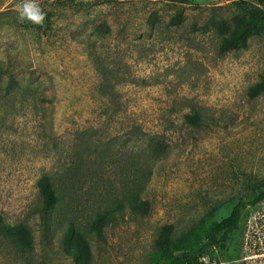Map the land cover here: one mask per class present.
I'll return each mask as SVG.
<instances>
[{"label": "rangeland", "instance_id": "1", "mask_svg": "<svg viewBox=\"0 0 264 264\" xmlns=\"http://www.w3.org/2000/svg\"><path fill=\"white\" fill-rule=\"evenodd\" d=\"M26 4L40 23L22 17ZM238 18L256 26L221 53L214 21ZM93 25L110 27L104 52L123 81L124 110L110 109L87 60L74 56L72 37L96 38ZM0 62L50 98L18 102L5 118L0 109V264H153L171 245L170 226L179 235L220 221L264 190V93L252 89L264 77V0H0ZM189 104L220 126L185 125ZM135 124L165 131V161L140 151ZM52 170L62 199L42 213L37 182ZM136 198L149 202L147 214L130 206ZM204 263L264 264V201Z\"/></svg>", "mask_w": 264, "mask_h": 264}, {"label": "trees", "instance_id": "2", "mask_svg": "<svg viewBox=\"0 0 264 264\" xmlns=\"http://www.w3.org/2000/svg\"><path fill=\"white\" fill-rule=\"evenodd\" d=\"M182 18V12H177L172 17L171 23H179L182 21ZM214 22L223 31L222 41L220 43L221 53L236 50L240 44L245 42L249 32L256 26L253 18L249 20L238 18L229 25L221 20H215ZM92 30L96 36L94 39H85V37H80V35H74L72 37L74 56L79 55L87 60L95 76V90L102 100L107 101L110 109L121 111L123 107L124 110V105L121 104V100L117 97L118 86L123 81L115 74L114 69L110 65L111 63L107 61L108 56L104 52V41L110 35V27L106 25H93ZM35 84V81H32L22 73H16L12 65H6L0 62V109L4 110L2 118L11 114V111L16 108L18 102L21 108H26L29 103H33L29 105V108L32 106L36 108V98H40L43 101H50L46 91ZM252 89L257 94L264 93V77ZM43 108L42 112L46 110L45 107ZM179 113L181 121L198 133L212 132L215 126H220L218 125L220 124L218 119H214L195 105L189 104L187 111L183 110ZM42 116H44L45 120L44 113H42ZM165 116L167 120L163 121L164 124L174 122L171 119L174 116L173 113L165 114ZM2 118L0 119V124L2 122L5 123ZM40 125L41 131L39 132L43 135L47 134V137H51V134L45 131L44 122H41ZM135 126L137 127H135L133 135L140 151L147 152L154 160L160 162L165 161L173 149L167 135L164 133L165 131L160 133L157 130H145L142 124H135ZM37 134L35 135L37 136ZM52 139V142L55 143V138L52 137ZM137 168L140 172L149 170L148 167L146 169L142 168L141 163H138ZM54 172L53 170L43 172L37 182L39 197L37 209L42 213L48 212L62 199L58 194L59 187ZM263 201L264 190L251 201H239L233 207L229 216L220 221H215L210 224L199 222L188 225L182 229L179 235H173L175 229L174 226H170L168 236L171 240V245L167 249L155 252L152 258L153 264H205L204 260L211 253V249L224 245L228 237L239 228L245 210L249 206L259 204ZM129 203L135 212L142 215L147 214L149 208V202L147 200L136 198L131 199Z\"/></svg>", "mask_w": 264, "mask_h": 264}, {"label": "clouds", "instance_id": "3", "mask_svg": "<svg viewBox=\"0 0 264 264\" xmlns=\"http://www.w3.org/2000/svg\"><path fill=\"white\" fill-rule=\"evenodd\" d=\"M26 15L27 18L33 22L40 23L43 20V15L35 9L33 4H26L22 12V17Z\"/></svg>", "mask_w": 264, "mask_h": 264}]
</instances>
